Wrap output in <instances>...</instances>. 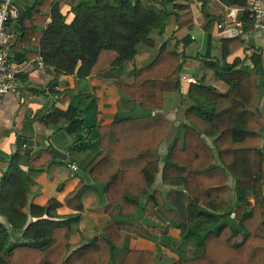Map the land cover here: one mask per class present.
Listing matches in <instances>:
<instances>
[{
	"label": "trees",
	"instance_id": "obj_1",
	"mask_svg": "<svg viewBox=\"0 0 264 264\" xmlns=\"http://www.w3.org/2000/svg\"><path fill=\"white\" fill-rule=\"evenodd\" d=\"M177 1L34 0L28 6L13 0L17 16L9 22L15 36L10 63L22 65L40 57L56 76L52 84L61 76L83 80L126 72L133 81L121 82L120 92L143 112H119L113 123L94 126L100 152L83 170L92 182L83 175L65 200L77 213L56 222L43 218H62L53 215L62 204L56 199L45 206L30 204L29 193L37 186L32 173L46 172L59 161L50 153L51 146L33 157L31 143L20 142L19 151L25 159L18 153L5 173L0 185V214L13 227L24 228L29 216L38 221L25 228L28 241L14 244L8 228L0 225V264H117L121 227L116 222L106 224L103 236L82 240L72 250V225L80 222L82 197L93 186L102 187L107 211L118 207L124 220L140 218L142 200L148 199L182 241L202 248L200 256L167 264H264V114L259 110L264 51L256 48L249 56V66L237 59L216 67L217 78L229 85L227 93H218L201 80L191 83L183 95L181 58L168 51L167 43L158 49L151 38L155 32L163 34L175 15ZM195 1L209 17L205 12L208 0ZM223 3L240 9L244 30H253L248 0ZM62 4L74 17L69 23ZM176 17L180 29L194 26L191 12ZM141 45L155 49L157 56L146 67L128 71ZM229 46L235 52L243 48L244 41L235 36ZM18 77L27 82L24 75ZM30 90L43 94L39 86ZM167 93L180 96L186 123L182 124L183 138H176L163 157L161 146L174 128L173 121L162 114ZM55 95L59 102L72 105L75 91ZM42 122L56 131L69 129L76 134L70 150L93 146L89 137L79 133L85 130V122L72 106L66 111L54 108ZM160 173L169 190H153ZM232 191L237 194L236 203L229 209L225 195ZM163 259L160 251L128 250L121 264H161Z\"/></svg>",
	"mask_w": 264,
	"mask_h": 264
},
{
	"label": "crops",
	"instance_id": "obj_2",
	"mask_svg": "<svg viewBox=\"0 0 264 264\" xmlns=\"http://www.w3.org/2000/svg\"><path fill=\"white\" fill-rule=\"evenodd\" d=\"M20 3L29 6L34 3V0H20ZM173 11L175 15L169 18L163 34L155 32L151 38L158 49L167 43L168 51L177 53L181 58L183 62L181 92L183 95L188 93L191 83L201 80L215 88L216 92L227 93L229 85L217 78L216 67L223 63L233 64L237 59L244 60L245 65L249 66L251 65L249 56L254 50L262 48L264 51V39L255 29L244 30L239 20L241 10L226 6L223 0H208L205 12L209 17L205 16L202 5L195 0L177 1ZM232 11H236V17L231 16ZM62 12L67 15L68 23L73 20V15L69 16L67 5L62 4ZM188 12L194 16V26L180 29L176 14L182 15ZM47 13H50V10ZM8 30L13 37L11 47L15 41L14 30L11 26L8 27ZM235 36L244 41V46L235 52H231L229 40ZM156 52L155 49L147 45H141L135 62L128 71L134 67L141 69L152 63L157 56ZM17 66L20 71L19 74L24 75L27 82H23L18 77L19 88L16 92L5 97L3 107L0 110V185L14 157L20 153L22 159H25L24 153L19 151L20 142L29 141L31 143L33 157L48 147L47 142L60 151L68 150V158H70L71 164L58 160L59 163L53 165L48 171L32 173L37 186L30 189L29 203L45 206L49 200L56 199L62 205L54 210L53 215H60L62 218H49L47 216L43 218L50 222H56L77 213L67 206L65 200L75 190L85 174L84 169L72 158V155L80 150H70L76 140V134L71 133L69 129L56 131L53 127H46L42 120L54 108L66 111L72 106L76 111L81 112L85 122L82 128L85 130L79 133L89 137L93 145L86 150H81L85 159H89L88 165L100 152L98 140L95 138L96 128L94 126L113 123L119 112L141 115V111L120 92L119 84L121 82L131 83L133 81L126 72L121 76L104 75L83 80H78L72 75L61 76L57 84H52L56 76L53 71L46 68L40 57ZM123 75H126V81L121 80ZM34 86L42 87L43 94H34L30 90ZM69 89L75 91L72 105L70 101L67 103L59 102L55 92H63ZM78 95L86 96L92 105L86 104L85 97H83L84 101L78 104ZM180 101V96L175 93L165 95V109L162 114L173 121L174 128L168 140L161 146L163 157L169 152L174 140L176 138L182 139L184 135L182 124L186 123L185 106H181ZM87 105L90 106V111H87ZM259 110L264 114V90ZM26 147L24 146L23 149ZM73 166H77L78 171H74ZM24 169L27 170L26 167ZM232 185L231 179L230 186ZM153 190H169L163 184L162 173L158 175ZM225 200L229 209H232L236 203V192L232 191L226 194ZM82 204L84 211L81 213V220L72 225L70 241L73 245L72 250H76L82 240L89 241L95 237L103 236L106 224L116 222L121 227V242L116 245L118 249L117 264H121L128 250L160 251L165 257L173 256L172 251L176 250L178 255L173 260L192 259L202 254V248L198 247L195 242L180 239L179 233L174 231L162 212L148 199L142 200L143 212L140 218L133 220L121 219L118 207L107 211L108 204L103 201L101 186H93L85 192L82 197ZM37 221L38 219L29 216L28 223L24 228L19 227L20 225L13 227L8 223L6 217L0 214V225L7 227L12 235L11 244L28 241L25 228L30 223Z\"/></svg>",
	"mask_w": 264,
	"mask_h": 264
},
{
	"label": "built area",
	"instance_id": "obj_3",
	"mask_svg": "<svg viewBox=\"0 0 264 264\" xmlns=\"http://www.w3.org/2000/svg\"><path fill=\"white\" fill-rule=\"evenodd\" d=\"M249 11L254 22L255 31L264 39V0H248ZM13 0H0V110L5 97L19 88L18 66L10 63V45L13 40L8 30L9 22L17 15L12 6ZM236 17V11L231 12ZM78 171L77 166L72 167Z\"/></svg>",
	"mask_w": 264,
	"mask_h": 264
},
{
	"label": "rangeland",
	"instance_id": "obj_4",
	"mask_svg": "<svg viewBox=\"0 0 264 264\" xmlns=\"http://www.w3.org/2000/svg\"><path fill=\"white\" fill-rule=\"evenodd\" d=\"M121 80L122 81H126L127 80L126 75H123L122 78H121ZM78 96H79V103L78 104L82 103V101H84V98L83 97H85L86 104H90V106L92 105V102L88 101V99L86 98V96H80V95H78ZM90 106L87 105V111H90ZM138 110L141 111V112H143V110H141L140 108H138ZM134 114H136V113H132V115H134ZM72 158H73L74 161H76L80 165V167L82 169H84V167L87 166V162L89 160V159L88 160L85 159L84 153H81V151H77V153L73 154L72 155ZM85 163H86V165H85ZM170 249H172V248H170ZM172 252L174 253V255L171 256V257H168V256L165 257L164 256L163 262L161 264H167V262L173 260L178 255V253L176 252V250H173ZM160 253L162 254V252H160ZM187 256H190V255H187Z\"/></svg>",
	"mask_w": 264,
	"mask_h": 264
},
{
	"label": "water",
	"instance_id": "obj_5",
	"mask_svg": "<svg viewBox=\"0 0 264 264\" xmlns=\"http://www.w3.org/2000/svg\"><path fill=\"white\" fill-rule=\"evenodd\" d=\"M47 145L50 147V143L47 142ZM50 153L53 157L59 161H66L67 163L71 164L70 158H68V150L60 151L59 149L55 148L54 146L50 147ZM84 178L90 183V178L88 175H85ZM237 195V194H236Z\"/></svg>",
	"mask_w": 264,
	"mask_h": 264
}]
</instances>
